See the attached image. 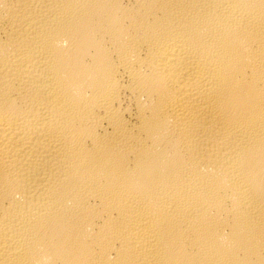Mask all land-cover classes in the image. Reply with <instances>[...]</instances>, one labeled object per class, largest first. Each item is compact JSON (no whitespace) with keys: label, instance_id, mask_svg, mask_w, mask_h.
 Returning a JSON list of instances; mask_svg holds the SVG:
<instances>
[{"label":"bare ground","instance_id":"1","mask_svg":"<svg viewBox=\"0 0 264 264\" xmlns=\"http://www.w3.org/2000/svg\"><path fill=\"white\" fill-rule=\"evenodd\" d=\"M0 264H264V0H0Z\"/></svg>","mask_w":264,"mask_h":264}]
</instances>
